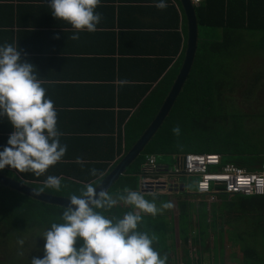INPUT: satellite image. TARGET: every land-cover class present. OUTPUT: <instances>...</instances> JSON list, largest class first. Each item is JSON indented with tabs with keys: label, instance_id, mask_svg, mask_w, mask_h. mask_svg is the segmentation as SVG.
Instances as JSON below:
<instances>
[{
	"label": "trees",
	"instance_id": "1",
	"mask_svg": "<svg viewBox=\"0 0 264 264\" xmlns=\"http://www.w3.org/2000/svg\"><path fill=\"white\" fill-rule=\"evenodd\" d=\"M168 11L177 16L174 7H168ZM195 12L199 41L190 76L157 135L108 192L113 198L123 194L125 187L143 194L146 192L143 190L144 180L148 177L159 179L163 173L161 168L159 174L150 175L143 171L150 156H156L159 163L160 158L216 155L221 156L223 165L232 164L250 173L264 170V139L251 130L249 116L234 105L240 99L236 96L242 97L241 91L249 90L246 86L251 88L250 94H257L258 88L264 92V0H202L195 6ZM184 41L182 44V37L175 31L167 43L173 47V58L179 57L173 67L174 59L159 61L157 64L164 62L159 76L151 80L137 78L139 83L135 86L119 90L118 105L137 111L123 126L116 142V153L108 159V165L101 168V174L71 175V180L61 181L59 191L37 183H23L9 172L12 170L10 166L0 170V174L59 198L80 195L86 184L96 189L124 160L158 115L184 62L187 39ZM259 58L262 62L256 67L254 60ZM251 63L255 67L249 70L250 73H242V69H249ZM152 67L157 66L152 64ZM246 96V101L254 98ZM176 127L179 128L178 134L173 132ZM20 175L26 181L30 180ZM38 182L44 184V181ZM144 197L155 203L170 202L168 197ZM228 197L219 196L223 204L213 206L208 225L202 210L207 203L200 204V212L193 211V204L178 197L175 202L171 201L172 208L155 216L139 214L132 205L122 201L111 209L95 211L109 219L123 218L127 212L141 215L137 231L147 233L153 239L154 250L161 257L167 255L166 264H176L175 258L179 259L177 239L182 243L183 264H227V257L234 264H264V196H232L230 202ZM64 209L35 201L0 184V238H5L2 232L7 230L21 233L24 226L35 232L44 227L49 229L52 223L63 222ZM175 212L179 214L177 223ZM225 238L232 251L228 256Z\"/></svg>",
	"mask_w": 264,
	"mask_h": 264
},
{
	"label": "crops",
	"instance_id": "2",
	"mask_svg": "<svg viewBox=\"0 0 264 264\" xmlns=\"http://www.w3.org/2000/svg\"><path fill=\"white\" fill-rule=\"evenodd\" d=\"M156 2L100 0L95 11L101 13L103 19L97 31H81L79 39L72 40L70 37L76 30L52 15L49 0H0V46L17 43L21 61L34 66L46 90V98L54 102L57 130L62 133L60 143L67 145L66 154L43 175L9 170L16 179L44 185L38 181H45L48 176L59 175L63 181L71 180V175L89 173L91 169L101 174V168L108 165V159L116 153L123 126L137 111L118 105L119 90L139 83L137 78L151 80L159 76L164 62L174 59L173 47L167 45L173 32L180 34L182 44L188 37L181 1L165 0L164 10L157 9ZM168 7L176 9V17ZM178 59H174L172 67ZM159 61L164 62L157 64ZM14 130L7 117L0 116V151L7 146ZM77 158L81 162L78 163ZM159 166L162 171L169 169L160 162ZM180 187L177 185V189ZM143 195L154 197L151 192ZM181 195L184 198V192ZM181 195L169 196L168 200L175 202V197ZM156 196L164 198L166 193ZM220 201L219 198L217 203L207 204L212 209L211 219L213 206ZM157 203V207L162 204ZM194 209L200 212L199 207ZM136 211L147 215L139 209Z\"/></svg>",
	"mask_w": 264,
	"mask_h": 264
},
{
	"label": "clouds",
	"instance_id": "3",
	"mask_svg": "<svg viewBox=\"0 0 264 264\" xmlns=\"http://www.w3.org/2000/svg\"><path fill=\"white\" fill-rule=\"evenodd\" d=\"M99 4L100 0H49L48 3L56 19L76 30L70 37L72 40H78L81 31H97L103 19L95 11ZM154 6L164 10L167 3L157 0ZM0 116H6L15 129L7 146L0 151V170L10 166L20 173L40 176L66 154L67 145H61L59 139L62 133L57 130L54 102L46 98L34 66L21 61L17 43L0 46ZM173 132L178 134L179 128ZM77 162H81L80 158ZM90 174L97 175V170L91 169ZM44 187L59 191L61 179L48 176ZM118 201L152 216L173 207L167 202L158 208L154 201L127 187L123 194L113 198L107 191L97 193L91 184H86L80 195L70 196V203L62 213L63 222L52 223L43 233L44 256L33 257L31 264H166L167 255L161 257L154 250L153 239L137 231L141 215L127 212L123 218L109 219L95 211L111 209ZM18 243L23 245L24 241Z\"/></svg>",
	"mask_w": 264,
	"mask_h": 264
},
{
	"label": "rangeland",
	"instance_id": "4",
	"mask_svg": "<svg viewBox=\"0 0 264 264\" xmlns=\"http://www.w3.org/2000/svg\"><path fill=\"white\" fill-rule=\"evenodd\" d=\"M264 56V55H263ZM260 58L254 60V64L257 67L256 64H260ZM262 62V61H261ZM264 62V61H263ZM252 63L251 66L249 67V69H242V73H245L248 71L249 74V70H251V68L255 67ZM246 88H248L249 90L246 91H241L242 97L241 96H236L239 99V102L237 104V109L241 112V113H245L246 115L249 116L250 120L248 122V125L250 126V128H252L251 130L257 132V137H259L260 139H264V120L262 119V116H264V92H262L261 88L257 89L256 93L254 95L250 94V90L251 88H249L248 86H246ZM246 95L249 96H253L254 98H252L249 101H246L245 98H247ZM263 110V111H262ZM258 116V118L260 119H255ZM151 157V156H150ZM149 158V157H148ZM159 162L164 165L165 167H168L169 169L167 170V168H163V171L161 169V171L163 172L162 175L159 177L160 181H166V182H171L173 179L175 180V178H172L173 175L172 173L175 171L176 167H177V162L175 161V159L172 158H166V159H162L160 158ZM157 167H159V163L157 165ZM146 165L144 166L143 171L146 173L145 171ZM172 171V172H171ZM171 172V173H170ZM147 174V173H146ZM162 177V178H161ZM146 181H144V184H146ZM179 185H183L184 186V198L182 197L183 195H181L180 192V188L177 189V191H173V190H169L167 189L166 191V197H171V196H176V195H181L180 198L183 200V202H186L187 204H193L192 206H194V208H198L199 207V203H217L219 201V196H216V199L210 200V197H214V195L211 196H202L200 197L201 199L198 198H193V197H198L197 191H196V182L197 179L196 178H191L189 181L186 178H181L180 179ZM178 185V186H179ZM150 190V189H148ZM173 191V192H172ZM148 192V191H147ZM151 191H149L148 193H150ZM172 192V193H171ZM152 195H159V194H165L163 193V191L157 187L153 188V192H151ZM188 195H190L189 197H187ZM172 198V197H171ZM248 198H252V196L248 197ZM232 200V196L228 197V202H230ZM238 202V201H236ZM210 204V205H211ZM223 204V202L220 201V203L215 204L217 206H221ZM133 208L136 210V208L133 206ZM193 211L195 209H192ZM203 212L205 213V220L207 225L210 223L211 220V210L209 209L208 206L205 207V209H202ZM201 210V211H202ZM200 211V208H199ZM138 213V211H136ZM178 215V214H177ZM175 223H177V216H176V212H175ZM31 227H27L24 226L21 229V233H15L12 230L9 231H4L2 232L3 236L5 238L1 239L0 238V264H31V259L33 257H37V258H41L44 256V244H45V240L42 238L43 237V233L48 230L47 228L45 229V227L42 230H38V232L35 231H31L30 230ZM3 231V230H2ZM8 238L13 239L11 241L8 240ZM23 240L24 243L23 245H20L18 243V241ZM228 241L225 238V244L227 247V256L232 254V251L228 248L229 244ZM181 248H182V243H180V241L177 239L176 242V249H177V255L179 256V259L175 258V262L176 264H183V260H181L182 258V252H181ZM22 253V255L20 254ZM227 264H234L232 262H230V259L227 257Z\"/></svg>",
	"mask_w": 264,
	"mask_h": 264
},
{
	"label": "built area",
	"instance_id": "5",
	"mask_svg": "<svg viewBox=\"0 0 264 264\" xmlns=\"http://www.w3.org/2000/svg\"><path fill=\"white\" fill-rule=\"evenodd\" d=\"M192 2L198 4L201 0H192ZM175 159L177 167L172 173V178L175 180L166 182L148 177L146 184H144L145 180L143 181V190L153 192V188L157 187L166 193L167 189H177L181 178H186L189 181L194 177L197 179V194L201 197L214 195L209 198L213 201L217 195L264 196V170L250 173L232 164L223 165L221 156L216 155L189 154ZM157 165L158 158L156 156L147 158L146 173L150 175L158 173L160 169Z\"/></svg>",
	"mask_w": 264,
	"mask_h": 264
},
{
	"label": "water",
	"instance_id": "6",
	"mask_svg": "<svg viewBox=\"0 0 264 264\" xmlns=\"http://www.w3.org/2000/svg\"><path fill=\"white\" fill-rule=\"evenodd\" d=\"M180 1L182 3V7L186 17L188 37L185 59L179 75L177 76V79L175 80L167 99L165 100L159 114L157 115L153 123L145 131L138 142L133 146L124 160L95 189L97 193H99L101 190L109 192L114 187L115 182L118 181L120 177L126 174L127 168L144 152L145 148L157 135L159 129L169 117L180 93L182 92L188 80V77L190 76L197 53V46L199 41V25L195 12V5L192 3V0ZM0 184L21 195H25L35 201H39L51 206L66 208L70 203V199L47 195L25 184L22 185L21 183L16 182L14 179L3 176L2 174H0ZM183 191L184 186L182 185L180 187V192L183 193Z\"/></svg>",
	"mask_w": 264,
	"mask_h": 264
}]
</instances>
